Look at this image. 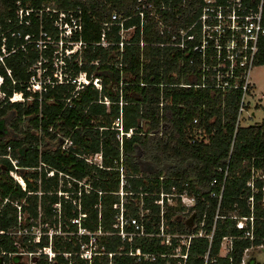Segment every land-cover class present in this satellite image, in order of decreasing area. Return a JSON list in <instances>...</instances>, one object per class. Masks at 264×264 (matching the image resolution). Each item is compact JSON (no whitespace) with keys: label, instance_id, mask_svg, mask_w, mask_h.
<instances>
[{"label":"trees","instance_id":"1","mask_svg":"<svg viewBox=\"0 0 264 264\" xmlns=\"http://www.w3.org/2000/svg\"><path fill=\"white\" fill-rule=\"evenodd\" d=\"M152 1L169 8L160 11V22L170 31L160 34L158 20L149 16L142 28L131 18L124 25L135 26L133 34L121 41L119 27L104 24L114 23L113 14L132 16L135 0H0V264H134L121 255L129 244L114 226L121 214L123 221L142 222L145 235L157 233L160 193L173 195L178 205V195L195 198L193 229L165 198L163 218L171 234L196 233L201 223L209 234L214 227L212 255L225 236L237 238L231 264H240L244 249L264 245V181L257 177L264 172V120L236 127L241 91L194 87L201 85L197 63L190 65L170 45L173 34L195 21L201 0L185 2V9L182 0ZM242 1L248 8L259 2ZM17 2L32 10L81 8V34L71 37L82 42L81 51L62 59L64 83L52 79L55 49L36 47L42 33L58 41L53 20L32 12L28 24H19ZM37 68L51 77L42 94L28 90ZM80 73L88 84L77 87ZM14 94L23 101H9ZM95 154L101 162L86 163ZM222 186L220 200L211 196ZM249 217L252 241L243 238L249 222L236 228L239 218ZM176 248L175 239L165 246L155 236L133 237L132 249L143 253ZM207 248L208 240L191 239L187 264H202ZM18 256L35 258L19 263Z\"/></svg>","mask_w":264,"mask_h":264},{"label":"built area","instance_id":"2","mask_svg":"<svg viewBox=\"0 0 264 264\" xmlns=\"http://www.w3.org/2000/svg\"><path fill=\"white\" fill-rule=\"evenodd\" d=\"M81 1L85 2L89 0ZM97 1L105 3L107 0ZM187 1L190 0H182L181 8H186L185 2ZM16 4L18 6L16 14L19 24L23 22L28 24V20H25V18L32 12H38L39 14L45 12L49 14V18L53 20V27H55L59 33L58 41L53 42L45 33H42L41 35L45 37V40L37 41L36 47L39 50L52 47L55 49L53 52V67L55 66V70L52 72V79L56 80L55 83L57 84L64 83V79L67 75L64 72L62 59L70 58L73 54L81 51L82 42L80 40L77 42L71 40L74 33L81 34V8L77 6L74 10H55L47 7L44 10H32L21 7L19 2ZM168 9V7L164 6L159 7L152 0H135L134 14L132 16L120 19L116 14H113L111 19L114 23H106L104 25L106 27L112 25L118 26L119 35L121 36V41H123L126 39L122 37V33L132 32L133 34L135 29V26L125 28V21L131 18H138L139 25L142 28L143 23L146 21V16H149L150 18L158 20L160 34H163L164 32H169L170 29L160 22V11ZM54 14L57 15L55 19L53 18ZM262 39H264V0H259L255 8L246 7L242 0H201V6L199 7L195 21L187 27L180 28L173 34L170 45L183 53L185 57L188 56L190 65L197 63V69L201 76V85L194 87L219 90L223 93L230 90L241 91L242 95L238 105L236 120V127H240V123H242L244 118V120H251L254 117L253 109H255L257 105L264 107V104L261 103L262 97H258L256 103L249 105L251 95H253L250 74L252 69L256 66ZM2 41H4V39ZM100 44L109 52L110 45L104 41L103 37L101 38ZM122 45L123 43L120 42L119 46L122 47ZM140 45H142V43H140ZM1 50L3 53L5 52L4 46L1 47ZM57 63L60 64V68L57 67ZM36 72V76H32L29 81L30 88H28V90L32 93H45V86L50 83L51 77L47 76L43 78L42 74L45 70L41 68H37ZM79 76L84 83L79 81L78 87L80 84H88L84 73L78 75L76 78L77 83ZM1 83L2 78L0 77V85ZM97 83V80H94L93 84L100 90V86L97 85ZM18 97L21 98V95L14 94L9 101L14 102L18 100ZM0 98H2L1 93ZM161 105L162 104H160V106ZM196 122L197 120L194 119L193 124ZM198 134H200V131H198ZM201 140L203 142L205 141L203 137H201ZM98 157L100 163V154ZM263 175L264 172L263 174L258 173L257 177L263 179ZM248 186L253 188L252 181L248 183ZM222 189L223 186L220 194L215 195L212 193L211 196L217 197V199L220 200ZM172 197L173 195L160 193L159 199L155 201V204L160 207V224L158 232L154 234L145 235L142 222L137 219L123 221L122 215L120 214L119 223L115 225L114 228L118 229L117 234L121 237V240L129 244L127 252L121 253V255L134 258V264H152L158 259H164V264H187L191 239L204 238L208 240V248L202 257V264H220L219 260L222 258L227 259L228 263L231 264L233 241L237 239L236 237H222L217 255H212L210 253V244L214 227L209 234L203 230V223L200 224V228L196 233L190 235L171 234L168 231V227L163 218L165 211L163 209V203L164 198L167 202ZM178 197L187 200L189 204L186 206L190 209L195 205L194 197H189L185 194L178 195ZM250 200L252 201L251 198ZM190 209L187 211H190ZM192 215L193 212H191V216ZM246 222H249V230L244 232L243 238L252 241V217L239 218L236 223V228L238 230H244L246 228ZM185 223H187L189 228H194L193 223L191 225H189L188 222ZM126 229H131V232H127ZM80 233H82V231H80ZM136 236L158 237L161 239V244L165 246H172V241L175 239L177 248L170 254L143 253L140 249H132L133 237ZM182 247H184V250H182ZM258 247L259 249H264V245ZM251 248L253 247L244 249L240 264H249L247 259L249 258ZM87 251L90 253V250ZM49 253H51L50 249ZM50 255L51 254H49V256ZM113 255L114 254H108V258L111 259ZM83 256H85V254Z\"/></svg>","mask_w":264,"mask_h":264},{"label":"rangeland","instance_id":"3","mask_svg":"<svg viewBox=\"0 0 264 264\" xmlns=\"http://www.w3.org/2000/svg\"><path fill=\"white\" fill-rule=\"evenodd\" d=\"M132 36V32H124L122 33V37L126 40L130 39ZM71 47V46H70ZM57 67L60 68V64L57 63ZM55 67V66H54ZM250 78H251V82L255 85V97L254 95H251V101L249 102V105L250 104H254L256 103V99L258 97H262V101L261 103L264 104V65H261V66H255L252 71H251V74H250ZM84 83L83 80L81 79V77L79 76L78 78V83H77V87H78V84L80 83ZM97 85H99V83H97ZM95 86V85H94ZM114 89V88H113ZM252 94V93H251ZM19 101H23L22 98H17ZM254 111V118L251 119V120H244L242 121V123H240V126H247V125H255V124H259L261 123L262 120H264V107H261L259 105L256 106L255 109H253ZM99 154H95L93 157L89 158L87 160L86 163H90V161H93L94 163H97L99 164V157H98ZM12 176L14 177V179L16 180H19V177L16 176L14 173H12ZM263 177V181H264V175L262 176ZM20 181V180H19ZM264 188V187H263ZM264 193V191H263ZM122 194V192H120V195ZM176 199L177 198H170V200L167 201V205L168 206H172V207H175L177 210V215L180 216L183 220H185V222H188L189 225L192 224V220H191V211H187L189 210L190 208L186 205L189 204V202L187 200H185L184 198H180V201H181V204L178 205L176 202ZM184 208V209H182ZM163 209H165V207L163 206ZM182 210V211H181ZM81 230H79V233H80ZM38 232V230H37ZM36 232V233H37ZM51 232V230H50ZM46 252L48 253V257L51 258L53 257V253H49V249L46 250ZM49 254H51L49 256ZM89 251H86L85 252V256L87 258H89ZM84 256V257H85ZM18 260H19V263L22 261V262H25V263H32V260L35 258L34 256H18ZM17 258V257H16ZM247 261H252L254 262L253 264H262L264 262V249H254V251L250 252L249 253V258L247 259Z\"/></svg>","mask_w":264,"mask_h":264},{"label":"crops","instance_id":"4","mask_svg":"<svg viewBox=\"0 0 264 264\" xmlns=\"http://www.w3.org/2000/svg\"><path fill=\"white\" fill-rule=\"evenodd\" d=\"M251 83H252V82H251ZM252 88H253V89H252V90H253V95H254V97H255V94H256V93H255V90H256V89H255V85H254L253 83H252ZM254 116H255V114H254ZM253 118H254V117H253ZM253 118H252V119H253ZM246 121H247V120H246ZM262 121H263V120H262ZM262 121H261V122H262ZM247 126H248V125H247ZM242 127H245V126H242ZM263 191H264V188H263ZM263 204H264V193H263ZM256 248L259 249V247H253V248H251L250 252L254 251V249H256ZM250 252H249V253H250ZM248 263H249V264H253L254 262H252V261H248ZM262 264H264V262H263Z\"/></svg>","mask_w":264,"mask_h":264},{"label":"clouds","instance_id":"5","mask_svg":"<svg viewBox=\"0 0 264 264\" xmlns=\"http://www.w3.org/2000/svg\"><path fill=\"white\" fill-rule=\"evenodd\" d=\"M16 101H19V100H16ZM16 101H14V102H16Z\"/></svg>","mask_w":264,"mask_h":264}]
</instances>
